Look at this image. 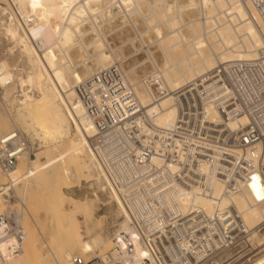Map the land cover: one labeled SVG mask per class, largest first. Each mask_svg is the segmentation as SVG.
Masks as SVG:
<instances>
[{
  "label": "bare ground",
  "instance_id": "bare-ground-1",
  "mask_svg": "<svg viewBox=\"0 0 264 264\" xmlns=\"http://www.w3.org/2000/svg\"><path fill=\"white\" fill-rule=\"evenodd\" d=\"M40 2L42 7L34 10L31 0H0L4 4L0 6V34L29 70L23 84L17 76L0 86V108L9 110L7 117L0 111V154L6 134L15 132L25 145L13 167L0 170V217H4L3 195H9L10 186L24 203V211L17 213L21 224L26 223V213L32 209L34 192L43 190L46 209L54 221V231L43 243L50 250L55 246L56 251H52L55 256L49 263L40 253L31 228L19 229L18 238L14 232H6L11 225L4 221L0 224V264H74L78 257L96 252L102 255L95 258L110 254V264H143L145 256L147 264H182L183 260L189 264H233L256 251L255 257L252 254L253 258L242 264H260L264 260V187L258 174L249 185L229 195L216 182L206 197L184 194L172 203L174 208L197 209L208 217L230 207L244 240L237 245H233L236 240L231 241L226 245L231 249L215 261L204 259L203 250L194 247L190 259L162 235L136 242L125 211L115 192L108 188V178L90 147L94 129L73 90L95 74L115 67L145 116L153 118L156 127L168 128L176 119L175 94L179 89L219 65L264 61L260 56L264 51V25L251 0H75L74 8L62 7L71 0ZM185 12L195 13L196 17L184 21ZM117 19L119 25H115ZM65 32L72 34L71 43L66 42ZM207 114L211 121L219 117L214 109H208ZM245 122L240 117L228 121L227 126L234 131ZM24 135L32 147L37 145L38 152L32 157H28ZM90 181H94L98 193L106 195L108 214L118 223L113 235L124 232L132 238L130 256L112 253L113 235L105 239L87 224L92 216L91 205L86 199L65 193ZM78 216L86 220L83 227ZM32 219L36 225L39 218ZM85 243L91 249L87 253ZM221 251L223 248H218L212 255ZM151 252L158 253L154 260Z\"/></svg>",
  "mask_w": 264,
  "mask_h": 264
},
{
  "label": "built area",
  "instance_id": "built-area-1",
  "mask_svg": "<svg viewBox=\"0 0 264 264\" xmlns=\"http://www.w3.org/2000/svg\"><path fill=\"white\" fill-rule=\"evenodd\" d=\"M251 2L264 25V0ZM73 90L94 129L90 147L108 178V188L125 211L136 242L162 235L190 259L192 247L203 250L205 259L242 236L230 207L208 217L197 209L174 208L172 203L184 194L206 197L216 182L229 195L249 185L257 174L264 187V61L219 65L179 89L175 94L176 119L164 129L141 111L115 67L95 74ZM208 109L218 113L217 121L209 119ZM240 117L245 118V124L230 130L227 122ZM1 144L5 148L0 154V170L6 171L25 145L16 135L3 138ZM4 221L0 217V224ZM12 230L10 227L6 232L21 238L19 230ZM112 240V253H133V240L127 233L117 232ZM157 254L151 252L150 258L154 260ZM109 257L73 263L110 264ZM146 262L145 256L142 263Z\"/></svg>",
  "mask_w": 264,
  "mask_h": 264
},
{
  "label": "rangeland",
  "instance_id": "rangeland-1",
  "mask_svg": "<svg viewBox=\"0 0 264 264\" xmlns=\"http://www.w3.org/2000/svg\"><path fill=\"white\" fill-rule=\"evenodd\" d=\"M0 6L4 7V4L0 3ZM193 17H196L195 13L185 12L183 14V16H182V19L184 21H188L189 19H192ZM120 22H121L120 19H117L115 21V25H119ZM87 39H90V36H88ZM5 46H8L10 48L9 43L0 34V49H3ZM14 59H15L16 63L21 64L17 60V54L16 53H14ZM11 67L14 68L15 64H13ZM3 108L2 109L0 108L2 116H5V115L8 116V114H9L8 108L7 109L6 108L3 109ZM7 111H8V113H7ZM7 116H5V117H7ZM3 133H4V131H3ZM24 138L27 141L28 146H29L28 157H32V155L34 153L38 152V151H36L37 145L32 147V145H30V142L28 141L26 136ZM43 161L44 160L42 159L41 162H43ZM18 186L20 187V185H18ZM10 188H8L9 189L8 190V194L9 195H6V194L3 195L4 206L2 207V209L4 207L5 208L3 209V212L1 213V215L4 216L3 218L6 220V222H8L11 225L13 230L17 231L19 229H24V228L30 229L31 228L30 231L33 230L32 231V235L34 237V240L37 241V245H38V249H39L40 253L46 255V259H48V262L51 263L53 261L54 256H55L54 252L56 250L54 251V249H56V247L54 246L53 247L54 249L50 250V248L45 246L43 242H48L50 234L53 233V231H54V229H53L54 221H53V219L50 218V215L48 214V211L46 209V207H47L45 205L46 202H44L45 201V199H44L45 198V192L43 190H37V191L34 192L33 197L30 199L31 201L34 200V201H32V205L34 204L33 205L34 207H32V205H31L32 209H30V211L28 213H26V216H25L26 219H27L26 223L25 224H21L19 222L18 218H17V213L18 212L21 213V212L24 211V203H23V201H19V199H17V197L13 193V189H12L11 186H10ZM67 191H68L69 194L67 193ZM67 191L65 192L67 195H71L74 198L80 199V200L81 199H86L87 200V204H89V206L91 205L90 207H91V211H92V216L93 217L91 216V218L87 221V224L90 227H92V229L95 232H99L103 238H105V239L112 238V234H114L118 230L119 226H118V223H116V222L111 220L112 216L110 214H108L107 200L105 199L106 195H104V194L102 195L100 192L99 193L97 192L98 190H97V187L94 184V181H90L89 183L81 182L79 185H77V186H75V187H73V188H71L70 190H67ZM95 192H97L98 199H95L94 196H93ZM38 193H40V195ZM9 207H11L12 209L11 208L10 209H6V208H9ZM67 208H68V206L65 205V209H67ZM113 211H115V207L113 208ZM4 213H6V214H4ZM34 217H38L39 218V219L36 220L37 221L36 225L34 224L33 219H32ZM78 220L80 222V225L83 227L85 225V223H86V220L85 219L83 220V218L81 216H78ZM95 222H97V223H95ZM101 222L104 223V227L103 228L100 227ZM50 228H52V229H50ZM242 239L244 240V237L243 236L242 237L239 236L238 238H236V241L234 242L233 245H235L236 243L240 244L242 242ZM230 247H232V246H229V248ZM229 248L223 249V251H221L220 253L215 254L214 256L212 255L209 258L208 261L209 262L215 261L218 258L217 256L220 257V255L222 253L223 254L226 253ZM52 251H54V252H52ZM95 252H96V250H95ZM255 253H257V251L256 252L246 253L242 257V259L235 261L233 264H242L245 261L249 260V257L252 254L254 255L253 257H255V255H256ZM101 255L102 254H99L98 252H96V253L92 254L91 256H90V254H88V255H85L83 257H78V258H79V260H81L82 262L85 263V262L91 260L92 258H95V256H101ZM253 257L251 256L250 259H252ZM246 258H248V259H246ZM57 264H63V263L60 262V263H57ZM146 264H147V262H146Z\"/></svg>",
  "mask_w": 264,
  "mask_h": 264
},
{
  "label": "snow or ice",
  "instance_id": "snow-or-ice-1",
  "mask_svg": "<svg viewBox=\"0 0 264 264\" xmlns=\"http://www.w3.org/2000/svg\"><path fill=\"white\" fill-rule=\"evenodd\" d=\"M31 7L34 10L40 9L42 7V4L40 0H31ZM63 8H74L77 7V4L75 3V0H71V2L66 3L62 5ZM66 15L68 13H65ZM75 22V21H73ZM57 31H60L58 28ZM72 34L69 32H65V40L68 43H71ZM15 64V68H11V66ZM29 70L26 68V66L16 63L14 59V52L10 50L8 46H5L3 49H0V86H6L9 82H11L15 77H19L21 80V83H24V76ZM8 72L9 74L7 76L2 75L3 73ZM59 75V74H57ZM79 79V77H77ZM28 82H31V77L29 76ZM16 133L13 132L12 136H15ZM12 136H8L6 134L5 139H11ZM153 163L157 164V160L154 158ZM160 164H163L164 161H160ZM169 167H172V165H168ZM173 171L175 169L173 168ZM100 227H104V223L101 222ZM84 252L87 253L91 249L89 247V244L85 243L83 245ZM141 255H144V253H141ZM203 264V262H202ZM260 264H264V260L260 262Z\"/></svg>",
  "mask_w": 264,
  "mask_h": 264
}]
</instances>
